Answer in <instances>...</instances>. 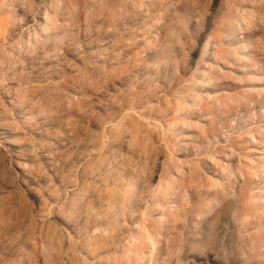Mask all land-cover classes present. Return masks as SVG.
Listing matches in <instances>:
<instances>
[{
    "label": "rangeland",
    "instance_id": "rangeland-1",
    "mask_svg": "<svg viewBox=\"0 0 264 264\" xmlns=\"http://www.w3.org/2000/svg\"><path fill=\"white\" fill-rule=\"evenodd\" d=\"M239 1L0 0V264H264Z\"/></svg>",
    "mask_w": 264,
    "mask_h": 264
},
{
    "label": "bare ground",
    "instance_id": "bare-ground-1",
    "mask_svg": "<svg viewBox=\"0 0 264 264\" xmlns=\"http://www.w3.org/2000/svg\"><path fill=\"white\" fill-rule=\"evenodd\" d=\"M239 1V0H238ZM243 3H244V7H252L253 8V12H256V14L258 15V23L260 25V28L261 29H264V13H262L261 11V6H262V0H241ZM240 3V1H239ZM233 5V4H231ZM235 5V4H234ZM264 6V5H263ZM232 8L229 6L225 11L226 12H223L222 16H218L216 17V23H217V33L215 35V40L216 41H220L222 40L221 39V36L222 34L225 35V38H226V41L229 42L231 41L232 39H236V36H235V31H237V28L238 26L240 25L241 27V32L244 34V39L240 41V44L241 42H243V50L247 47L248 45V42L250 41V38L251 36L255 35V33L257 31H255V26H258L257 24L254 25V21H253V15L250 17L249 16V13H248V10L247 12L244 13V15H242V18H243V22H247V26H249V30H246V27H244L245 25L241 24L238 20L237 21H232ZM243 10V9H242ZM250 11V10H249ZM244 12V10L242 11V13ZM241 16V14H240ZM236 17V16H235ZM234 20V19H233ZM220 22H222V25H220ZM243 25V26H242ZM248 29V28H247ZM255 32V33H254ZM237 41V39H236ZM225 42V40H224ZM234 42V41H233ZM251 42V41H250ZM222 43V41H221ZM232 43V42H231ZM230 43V44H231ZM237 43V42H236ZM239 43V42H238ZM234 44V43H233ZM242 47V46H241ZM218 49V48H217ZM241 52V51H240ZM241 53H245L247 55V53L249 54L250 53V50H248L247 52H241ZM183 173V172H182ZM188 172L186 171V174ZM182 175V174H181ZM191 175V174H190ZM223 189V188H222ZM218 193V192H217ZM229 194V193H228ZM250 222V221H249Z\"/></svg>",
    "mask_w": 264,
    "mask_h": 264
}]
</instances>
